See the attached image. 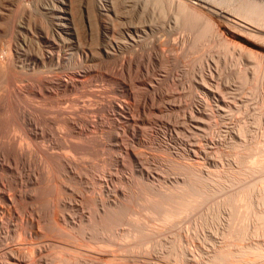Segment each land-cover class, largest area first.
Here are the masks:
<instances>
[{"label":"rangeland","instance_id":"obj_1","mask_svg":"<svg viewBox=\"0 0 264 264\" xmlns=\"http://www.w3.org/2000/svg\"><path fill=\"white\" fill-rule=\"evenodd\" d=\"M64 1L65 2L67 1V3H68V6L66 5V9L64 8V11H65L64 27H66V29H64V28L60 29V26L57 25V21H56L57 19L55 18L56 14L51 13L49 10V6L51 4L56 3L55 0H18V1L17 0H0V3H1L0 4V49L4 47L3 48L4 50L1 49L2 52L5 51V48L7 46L6 43L11 38L12 42L14 41L13 43L16 44V42H17L16 47L18 49L16 48V50L20 53L21 52L32 53V54L38 53L37 55L35 54V56H38V55L41 56V54L43 52L45 53V54L43 53L41 56L42 58L39 59L38 62L35 63V65H33L34 68L33 67H31L32 69L29 68L30 70L28 69L29 66L24 64L25 60L22 59L23 53L21 55L19 54L20 56L16 53V56L18 55L19 58L22 60V62H21V60L18 59V56H17V58H16V56H13L14 61L12 60L10 63V66L13 64L11 66L12 69H15L16 72H18V73H15L16 75L18 74L17 76L15 74H13V75H15L13 77L14 80L16 79V81H17V82L15 81L14 84L16 83V85L17 86L19 85V87H23L24 85L31 84L28 86H31L33 90L35 89L32 92H28V91L24 92L23 93L24 97L22 96V98H21L22 100L19 98L18 101L21 102L20 103L21 106H23V107L25 106L24 107L25 111L28 109L26 112H28V115L30 116L32 121L34 123L36 122L35 125L38 124V122L36 120L39 119L38 121H40V122H39V125H37V126H39V128L43 127L42 130L44 129L43 131L45 134L43 135V138H42V136H38L39 140H37L38 138H34V140L35 139L36 140L33 141V139H32V141H31V140L25 139L22 136L21 132H19V130L17 131V129H15V128H9V129H11L10 132H9V129L7 130L8 133L11 134L10 136L13 137V140L15 139L14 140L15 144L17 143L18 146H21V150H22L23 154L26 151L25 155H23V157L24 156L25 157L20 159V162H18L19 158L15 157V155H11L10 153H8L6 142L2 141L1 138H3V136L1 137V135H0V143H1L0 144V153L2 152V154H3V155L0 154V159H2V161L0 160V162L4 161L5 162L4 164H6V166H7V167H5V165H3L4 166L3 167L0 165V170H1L0 171V180L1 179L3 180V181L1 180V183H3V186L5 184L6 191L12 192V190H14L15 186L17 189L19 188V190H20V186H21V192H24L25 194H27L26 192H29V193L31 192L30 194L28 193V195H30V196L25 195V197H24L22 195L23 200H20L21 197L18 198V196H16L17 198H14V200L12 199L13 202H12V200H11V202L7 201L10 203L9 206H7L9 203L7 204L5 202L6 204L5 203L3 204L4 200H1V198H0V206L2 208H4V209L8 208L9 211H10V209H12L9 212L10 216H9V214H8V216H6L7 219L5 217V215H7V214H5L4 216L0 215V218L3 222L2 223L3 225L1 224L3 227L2 226L0 227V229H1L0 230V251H1L0 252V260H1L0 264H5V263L6 264H29V263L30 264H46V263L47 264H65V262H66V264H103L104 262H105V264H109V263L110 264H138V263L139 264H264V168L261 169V166L264 165V162H261L263 165H257L260 169H258L256 166V163H258L256 161L259 159L261 160L262 155H260L258 153L260 155L258 157L259 159L256 158L257 160H255V162H254L255 157L258 156L257 152H255V153L252 152V156L254 154H256V155H254V157H253L254 159L252 160L251 154L247 153L248 154V156H247L243 152L242 147H241L242 145H241V143H239L240 142L239 139H232V140L228 141L229 137L226 136L224 133V129H225L226 122H227V115L228 116L233 115V113L235 114L236 112H239V111L230 110V113H228L229 112L228 108H227V110L225 108H223V110H222V108L217 107L215 105V103H216L215 100H212L214 98L213 97L211 98V97L207 96L206 94L204 95L202 88L200 87V85H198L201 82V79L203 80V78H204V80H205V77H206V80L204 82L205 84H207L209 82L208 85L210 87L213 86L212 89L214 88L213 90L216 94H217V92L219 93V95H222L224 93L223 96L226 95V97H227L228 93L223 88V84H224V82L226 83L227 80H229L228 75L231 74L232 72H234V70H237V65L239 62L238 56H237L236 52L233 50V48L231 47V45H229V43L224 41L222 38H219V35H217V32L215 30H213V31L210 30V28L214 29L213 25L211 24L212 25V27H211L209 22L207 23V21L205 19H204L205 21L204 20L200 21L202 18L199 20V17L198 16L196 17V15H195L196 18L194 19V17L191 14H190L191 15V17H190V15L188 13H185L184 10H183L184 13H183V11L181 12V10L180 11L177 10V9H182L183 6L182 7L179 6V8L178 7L175 8V5H173V7H172L171 6L172 3L169 2L172 0H163L162 3H158V2H161V0H158V1L156 0L157 3L154 2L155 0L154 1L148 0L149 2L147 0H146V2L144 0H139V1L136 0L138 2H136L135 0H132V1L131 0H120V1L115 0V2H113V0H105V1H109L113 5L114 8L116 7L115 13L117 15L114 16L115 14L112 15L111 13H109L111 15L110 20H107V21L110 22V24L107 22L106 25L108 24V26H106V27L101 26L102 28L99 27L100 24L94 18H91V20L93 19L97 22H93V20H92V22L90 21V23H92V25L94 26V28H91L93 26L88 22L89 18L87 17V14L85 13L86 12L85 8L86 7H88V8L94 7L97 0H90V1L89 0H72V1L70 0L71 3L68 2L69 0H64ZM164 1H168V2L164 3ZM117 2L119 3V5L117 4ZM150 2H151V4H149ZM152 2L156 3L157 5L153 3V6H154L153 7ZM170 3H171V5H169ZM56 4H59V3H56ZM147 4L149 7L146 6ZM160 4H162V6L159 8ZM69 5H70V7L73 6V7H71L72 9L69 8ZM157 6L160 10L162 9L161 12L163 11L162 12L163 14L161 12L157 13V11H160L159 9H157ZM132 7H133V9H131ZM147 8H149L151 10V12ZM163 8H164V10H163ZM173 9H175V13L173 12L174 11ZM144 10H148V11H144ZM152 10L155 11V13L152 12ZM67 11L68 12L70 11V12L68 13ZM127 11H128V13H127ZM176 11L181 12L180 14L183 13L182 14L183 16H185V14H186V16L182 17V18L180 16H178L179 17L178 23L179 24L183 23V24H180L181 26H179L178 23L176 22L177 17H176V19L173 18V13L175 14L174 16H176ZM170 12H172V13H170ZM50 13H51L52 18L50 16ZM77 13H79V14H77ZM142 13H144V14H142ZM151 13H153V14H151ZM127 14L129 15V17ZM157 14L159 15V17ZM164 15L167 17V19ZM188 17L190 19L192 18L191 21H189L190 19H188ZM151 18H152V20H151ZM169 19H170V21H169ZM182 19H183V21L181 22L180 20H182ZM154 20H156V21H154ZM67 21H68V24H67ZM139 21H141V22H139ZM153 21H154V23H152ZM164 21L166 24L162 23ZM150 22L152 23V27L149 26ZM159 22H161L162 25H164V26H161V23H159ZM189 22H191V23H189ZM82 23L85 25V27H84V25H82ZM142 23H143V25H142ZM175 23L177 26L175 25ZM193 23H195V24H193ZM77 24H78V26H77ZM89 24H90V26L88 27ZM153 24H154V26H153ZM186 24H187V26H186ZM137 25H138V27H137ZM95 26H97V27L95 28ZM139 26L141 28H139ZM190 26H191V28H190ZM74 27H77V28H74ZM98 27H99V29H97ZM126 27H128L129 30H128V28L125 29ZM132 27H137L142 31V32H137L139 34V38L137 37V39H139V40L137 43L133 42V45H132V43H130V41L132 42V40H130L129 37L127 36V32L131 33ZM170 27H171V30H170ZM164 28H165V30H164ZM181 28H182V30L183 29H185V30L181 31ZM92 29H94V30H92ZM96 29L99 31L97 32ZM143 29H146V30H143ZM124 30L127 32H125ZM65 31H67L68 33ZM112 31L115 34L112 33ZM18 32H19V34H21V36L18 34ZM186 32L188 34H186ZM96 33H100V34H96ZM124 33L126 36L124 35ZM153 33H154V35H153ZM162 33L165 35H163ZM101 34L102 35L104 34V35L102 36ZM105 34H107V35H105ZM142 34H143L144 38H143ZM14 35H17V36H14ZM158 35L161 38H158L159 37ZM94 36H95V38H94ZM14 37L15 38L18 37L17 39H18L19 43H18L17 39H15ZM29 37H30V39H29ZM183 37H185V38H183ZM79 38H81L82 41ZM151 38L153 39V42H152ZM19 39H21V40H19ZM86 39H87V41H86ZM103 39L106 40V42H104ZM156 39H157V41H156ZM45 40H47L48 42ZM150 40H151V42H150ZM25 41H28V42H25ZM52 41H53V43H51ZM92 42L94 43V45ZM102 42H104V43L102 44ZM110 42L112 43V45ZM127 42H128V44H127ZM147 42H149V44ZM154 42H157V43H154ZM224 42H225V44H224ZM24 43H25V45H24ZM54 43H56V45ZM96 43L98 46L96 45ZM107 43H108V45H107ZM114 43H116V44L114 45ZM47 44H49V45H47ZM104 44L107 45V47ZM150 44H152V45L148 46ZM154 44L156 46H154ZM174 44H175V46H174ZM101 45L104 47H102ZM21 46L24 49L21 48ZM55 46H56L57 50H56V48H54ZM127 46H128V48H127ZM173 46H174V48H173ZM227 46H229L230 48ZM25 47H26V49H25ZM44 47H46V48H44ZM62 47H64V48H62ZM89 47H90V49H89ZM136 47H137V49H136ZM148 47H150L149 48L150 50L148 49ZM152 47L156 53H154L153 49H151ZM185 47L188 49H186ZM65 48H67V49H65ZM86 48H87L86 53L87 52L88 53L83 54L85 52L80 51V49L84 51ZM104 48H106V49H104ZM88 49L90 52L88 51ZM101 49H102V51H101ZM112 49L115 52H113ZM126 49H127V51H126ZM157 49L159 51H161L162 53L163 52L164 53L162 54ZM66 50H67V53L65 52ZM105 50L107 52H105ZM185 50H187V51H185ZM33 51H34V53H33ZM91 51L93 53H91ZM99 51L102 53H100ZM118 51H120L121 53H116ZM124 51H126V52H124ZM56 52H57V54H56ZM228 52H229V54H228ZM47 53L50 54V57L53 60H50L51 58H47V56H48ZM51 53L53 55L56 54L55 56L58 55L60 57V58L58 57L57 62H55L56 59H54L56 57H54V56L52 57ZM103 53H105V54H103ZM124 53H127V55ZM174 53H175V55H174ZM214 53H216V54H214ZM70 54L71 55L74 54V55L71 56L68 60V57L70 56ZM75 54H77L80 58H78L77 55H75ZM112 54H114V59H110V58H113ZM115 54H117V57ZM119 54H120V56H118ZM123 54L126 57H124ZM155 54H157V55H155ZM232 54L233 55L236 54V55L233 56ZM43 55H44V57H43ZM61 55H62V57H61ZM84 55H85V57H84ZM88 55H90V56H88ZM104 55H105V58H104ZM109 55H110V58H107V57H109ZM202 56L203 57L205 56V57L203 58ZM72 57H73V59H72ZM75 57L78 58L79 61L76 60ZM100 57H102L104 59L103 60L98 59ZM115 57L117 59H115ZM118 57L120 59L124 58L123 59L124 61L122 62V59H121V62H119L118 64L117 63L115 64L116 60H117V62H118V60H120V59H118ZM224 57H225V59H224ZM230 57H232V58L230 59ZM44 58H46V59H44ZM85 58L88 60H86ZM90 58L91 59L93 58V59L91 60ZM106 58H107V62H109V64H107V62H105ZM42 59H44V61H42ZM109 59H110V61H109ZM129 60H131L130 64L128 62ZM47 61H49L50 63ZM77 61L80 62L79 64L82 63L84 66H86V65L89 66V64L91 63V66H89V67H91V69L95 71V72L90 71L87 74H84L83 76L85 78H83V76H81L82 77L81 78V80H82L81 85L84 84L83 87L81 85H78V86L74 87V89L71 88L68 91L65 90V92L64 91L60 92V93L58 92L57 93L58 96L56 94L54 96L53 94L43 93V90L40 88V84L37 81H35L37 79V77H40V78L43 77V72H44V75H46V73L52 74L54 70H55V72H58L62 69L65 70L64 67H66V66H67L66 69H69V67L71 66V69L66 70L65 72H64V70L62 71L66 74H69V72H71L72 69H75V68L82 65L81 64V65L77 66L78 65ZM100 61H103V62H100ZM213 61H216L214 63H217V62L218 63L214 64ZM43 62H44V64H43ZM45 62H47V63H45ZM68 62H69V64H68ZM84 62H87V63H84ZM110 62H111V66H110ZM207 62H208V64H207ZM219 62H221V63H219ZM235 62H236V64H235ZM51 63H53V64H51ZM57 63H59L60 65L59 64L57 65ZM74 63L76 65V67L73 65ZM99 63H101V64H99ZM103 63H105V65ZM36 64L39 66H37ZM106 64H107V66L110 67V69H109V67H106ZM121 64L123 65V67L121 66ZM127 64H129V65H127ZM16 65H17V67H16ZM24 65H26V67ZM94 65L96 66L97 71L95 70L96 68ZM118 65H120V67ZM149 65H150V67H149ZM154 65L156 67H154ZM216 65H218V68ZM35 66H37L38 68L37 67L35 68ZM114 66H115V68H113ZM233 66H234V68H233ZM104 67H106V69ZM121 67H122V70H121ZM146 67L147 68L149 67L148 70ZM22 68L24 70L25 69L26 70L24 71ZM101 68H104V69L99 71V69H101ZM57 69H59V70H57ZM15 70H13V71L15 72ZM215 70H217V71H215ZM114 71L116 74L114 73ZM200 71H203V72L201 73ZM110 72L112 74H110ZM206 73H207L208 77H207ZM209 73L211 75H213V77H214L213 79L209 78V76H210ZM97 74H101L102 76H99ZM203 74L205 75V77ZM94 75H97V76H95V78H94ZM103 75H104V77L105 76L106 77L104 78ZM108 75L110 76L109 77L110 79L107 78ZM201 75H203V76H201ZM218 75H220V76H218ZM221 75H222V77H221ZM113 76H114V78H113ZM196 76H197V79H196ZM27 77H29V78H27ZM115 77H117L119 80L116 78L117 79V81H116ZM210 77H212V76H210ZM226 77H227V79H226ZM101 78H102V80H101ZM194 78H195V80H194ZM26 79L27 80L30 79L31 82H29V81L27 82ZM120 79H121V85H120ZM24 80L27 83L24 82ZM118 81H119V85L117 83ZM123 82L125 84H123ZM149 82L151 83V85ZM3 83L4 82L0 79V91H1ZM131 83H132V85H131ZM216 83H218L219 85ZM122 84H123V86H122ZM152 84H154V85H152ZM183 84H185V85H183ZM191 84H192V86H191ZM35 85H36V87H35ZM181 85H182V87H181ZM33 86H34V88H33ZM125 86L128 87V89H129V87L131 88L129 90L130 94L123 92V90H124L123 88ZM150 86L152 87V89ZM37 87H39V88H37ZM166 87H167V89H166ZM195 87H197V88H195ZM78 88H80V89H78ZM191 88H193V89H191ZM218 88H220V89L222 88L221 91ZM153 89H155V90L153 91ZM160 90H162V91H160ZM35 91L39 92V93H36ZM90 91H91V93H90ZM98 91H100V92H98ZM103 91H105L106 94H104L105 92H103ZM225 92L227 94H225ZM25 93H27V94H25ZM28 93L30 95H28ZM42 93H43V95H42ZM88 93L90 95H92V97ZM150 93H154L156 95V96L154 95L155 100L151 101V102L147 101L148 103L147 102L145 103L143 101V97L145 94H147L145 96L147 98H149ZM69 94H71V95H69ZM163 94H164V96H165V94H168V96L166 95L167 96L166 98L164 96H162L163 99L165 98L164 99L165 102L161 98V95H163ZM97 95H98V97L96 98L95 96H97ZM129 95H131V96H129ZM54 97H56V98H54ZM85 97H87V98H85ZM108 97H109V99L110 98L115 99V100L119 99L118 101H121V102L124 101V103H127L129 105V108H130L129 112L131 114L128 111H127V113L129 114L130 117L132 116L131 117L132 122H133V125L135 126L134 127L135 131L133 133L134 136L133 135L131 136L129 134H128L129 135L128 136L126 133L122 132L121 126H120V125H122V124H120L121 119L120 118L117 119V117L114 118L116 116V114L112 113V111H109L108 107L104 106L108 100L107 99ZM156 97H158V98H156ZM98 98H100V99H98ZM159 98H161V99L157 100ZM168 99H170V101H168ZM173 99H174V101H173ZM194 99L196 100V102L198 100L203 102L202 99H206V101H210L209 102L210 105L207 104L208 106L206 105L205 110L211 114H209V116L207 117V122L205 123L204 128H202L200 130L194 129L192 124L188 120V114H189L188 112L190 111L189 109L193 108L194 104L196 105V102ZM97 100H99V101L97 102ZM103 101H106V102H103ZM138 102H139V106H141V107L145 106V107L144 108L137 107ZM160 102H161V104H160ZM213 102H215V103H213ZM22 103H25V104L23 105ZM66 103H67V105H66ZM28 104H30V105L27 106ZM146 104L149 107L150 106L151 107L148 108V106ZM135 105H137V106H135ZM163 105H165V106H163ZM157 106H158V108L161 107L163 109L160 108V110H158ZM31 108L33 111L31 110ZM207 108H209L210 110L209 109L207 110ZM56 109H61L63 111V113L65 112V114L62 113L63 116L65 115V117H67V118L69 117L68 119L71 118L70 120H72L73 116L75 115L74 120H72V122L73 121H74V123L76 122L75 124H77V123L79 125L83 124V119H86V120L89 119L90 120L91 123L88 120L89 128L86 125L87 127L85 126V131H84V129H82V131L85 134V136L83 135L84 140H83V137L78 138L77 137L78 135H76V133L74 136L73 135L74 132L70 131V129L68 131L67 127H69V126L64 123V121L62 119L63 117L61 116V114H57ZM80 109H82V111H80ZM88 109H90L91 112ZM92 109H94V110L92 111ZM134 109L136 110V112ZM76 110L79 112H76ZM176 110H178V111H176ZM38 111H40L41 113ZM137 111H138L139 115H138ZM69 112L71 113L70 114L71 116H69ZM73 112H76V113H73ZM83 112H85L84 114H86L87 116L84 115ZM104 112H107V113L105 114ZM99 113H101V118H100ZM54 114H56V116ZM112 114H114V115H112ZM236 114H239V113H236ZM77 115H79V116H77ZM103 115H105V116H103ZM80 116H82L83 118H81ZM88 116H89V118H88ZM92 116H94V117H92ZM34 118H35V121L33 120ZM60 119L63 121V123ZM91 119H92V121L94 119V122H97V120L98 121L100 120L101 125H98L95 123L92 124ZM102 119H104V120H102ZM107 119H108V122H106ZM113 119H114V121H113ZM46 120H47L48 124L46 123ZM49 120H51V121H49ZM76 120L79 121L80 123L77 122ZM117 120H119V122ZM174 120H175V122H174ZM102 121H105V122H102ZM112 121L113 122L117 121L118 123L115 122L114 126H113ZM181 121H183V122H181ZM104 123H106V125H104ZM116 123L118 125L120 124L119 125L120 128H118V125ZM182 124H184V125H182ZM92 126H94V127H92ZM99 126L100 127L102 126L103 128L101 127L102 129H99L100 128ZM104 126H106V127L108 126V127L104 128ZM174 126H175V129L173 128ZM96 127L98 130L96 129ZM114 127H116V128H114ZM86 128L88 129V131H86L87 130ZM117 128L119 129V131L117 130ZM45 129H46V131H45ZM95 129H96V131H95ZM99 130H101L102 134L99 133L100 132ZM199 131H200V134H199ZM55 132L59 136H57V134H55ZM67 132L71 136H67L68 135ZM71 132H73V133H71ZM109 132H111V133H114V132L117 133L118 132L117 135L118 136L120 135V137H118L117 139L120 141L122 140L123 143L118 141L117 139L115 142L113 139H112L113 141L111 139H109L110 137L107 135V133H109ZM170 132H172V133H170ZM15 133H16V135H15ZM120 133H122V134H120ZM19 134H20V136H19ZM63 134L66 136H64ZM46 135L49 137L46 138L47 137ZM62 135L65 138H63ZM21 136H22V138H21ZM103 136H104V139H102ZM87 137H88V139H87ZM93 137H94V139H93ZM132 137L134 139H132ZM49 138H51L52 141H50ZM59 138L61 141L57 140ZM129 138H131V139H129ZM42 139H43V141H42ZM45 139L47 141L49 140V142H52L50 144H53V145H50ZM40 140L42 141V143L40 142ZM54 140L56 142H53ZM112 143H113V145H112ZM116 143L118 144V146ZM59 144H61L62 146L60 145V147H59ZM124 144L128 147H130L129 145H131L132 150L134 149V151L137 152V155H139V157L142 153L143 154L141 155L140 158L136 155L137 156L136 159H132L131 157H128L129 155H127L125 152L122 153L124 151V150H122L123 149L122 146H124ZM4 146H6V147H4ZM49 146L51 147V151H47V150H50ZM45 148H46L47 152L45 151ZM29 149H31V150H29ZM119 149H121V150H119ZM144 149H146V150H144ZM193 149H195L197 151L195 152ZM4 151H6V152H4ZM64 151H65V154L67 156H65ZM51 152H52V154H51ZM242 153H244L245 155ZM7 154H9V156H7ZM58 154L61 156L59 157ZM249 155L251 158V159H249V161L251 160L250 163H249L248 159H246L247 157L249 158ZM2 156L5 158V160H3ZM51 156L54 159L56 156L58 161L57 160H53V161H57L56 162L57 165L55 162H52L53 164H51V159H50ZM62 156L64 159H65V157H67L66 159H69V161L66 160V162H67L66 163L65 160H63ZM243 156L244 157L247 156V157L243 158ZM13 157H14V159H13ZM26 157H27V159L28 158L30 159V160L28 159V162H30V163H28V165H27V159H25ZM116 157H117V159H115ZM7 158H9V160L12 163H10L9 160H8L9 162H6ZM142 158H144V159H142ZM262 158L264 160V156H262ZM23 159L25 162L23 161ZM153 159H154V161H153ZM243 159H245V164H244ZM62 160L64 161V163ZM260 160H259V163H260ZM13 161H15L16 164H13ZM72 162H73V164H71ZM139 162L140 163L142 162L141 164H143V165H141ZM7 163H8V165H7ZM19 163H21V166ZM54 163H55V165H54ZM59 163H61L62 166L60 165V167H56V166H59ZM65 163L67 164V166L64 165ZM68 163L71 166H69ZM17 164H19V165L17 166ZM48 164L51 165V168H50V165H48ZM252 164H253V166H252ZM72 165H75L76 167L72 166ZM248 165H249V167H248ZM16 167H18V168H16ZM72 167L75 169H73ZM245 167H248V168H245ZM252 167H253V169H251ZM8 168H9V171H8ZM24 168H25V170H24ZM58 168H62V169H58ZM67 168H69V169H67ZM70 168H72L73 170H71ZM147 168L150 170H148ZM196 168H198L199 170ZM31 169H32V171H31ZM140 169L144 170L145 172L140 171ZM248 169L250 170V172ZM26 170L29 172H27ZM159 170H161V171H159ZM19 171H20V173H19ZM68 171H70V172H68ZM74 171H76V172H74ZM155 171H157V172H155ZM259 171H261V172L259 173ZM65 172H68L69 175H68V173L66 174ZM71 172L73 173V176H71L72 175ZM247 172H249V174ZM26 173L29 175H27ZM139 173H142V174L139 175ZM8 174H11V175H8ZM17 174H21V176H23V175L24 176L21 177ZM77 174L80 175L81 177H79ZM86 174H88V175H86ZM258 174L260 176H258ZM14 175H16V176H14ZM74 175L77 178H74ZM8 176L11 177V179L10 178L8 179ZM34 176L36 177V179L37 178L38 179L36 180ZM86 176L87 177L89 176L88 179ZM245 176H246V178H245ZM18 177L19 178L21 177V179H19ZM5 178H7V180ZM24 178H25V180H23ZM30 178L32 179L33 182L31 181ZM104 178H105V180H104ZM109 178H111V179H109ZM254 178H255V180H254ZM258 178L259 179L261 178V179L259 180ZM4 179H5V181H4ZM12 179H14V180H12ZM8 180L10 182H8ZM17 180H19L17 182L18 186L16 183ZM34 180L38 181V184ZM91 180H92V182H91ZM10 183H12V184H10ZM19 183L21 185H19ZM31 184H37V185L34 186ZM8 185H9V187L11 186L12 189L10 188L8 190L7 189ZM71 185L73 187H71ZM24 186H26V188ZM156 196H157V198H156ZM26 197H28V198H26ZM15 200L17 202L16 205H15ZM58 201L59 202L61 201L60 204ZM64 201H66L67 203ZM68 203L71 204V206ZM101 203H102V205H101ZM12 204L14 205V207H12L13 206ZM63 204H64V206H63ZM74 205H75V207H74ZM66 206H68V207H66ZM40 208H41V210H40ZM102 208H103V210H102ZM135 208H138V209H135ZM128 209H129V211H127ZM13 210H14V212H13ZM138 210H139V212H138ZM36 211L39 214H37ZM68 211H69V213H68ZM82 211H84V212H82ZM114 213H115V215H114ZM134 213H135V215H134ZM98 215H100V216H98ZM134 216H136V217H134ZM62 217H63V219H62ZM112 217H113V219H112ZM98 218H99V220H98ZM25 219H28V221H25ZM129 219H131V220H129ZM30 220L33 221L32 222L33 225H31ZM7 221H8V224H6ZM55 221L57 222V224ZM140 221H141V223H139ZM142 222L145 223V225H143ZM13 224H14V226H13ZM4 225L7 227H4ZM93 226H95V227H93ZM140 226H141V228H140ZM87 228H88V231H87ZM142 229H143V231H142ZM34 230H36V231H34ZM140 231L142 232V234ZM152 231H154V233H152ZM132 233H134V234H132ZM124 235H125V237H124ZM139 235L141 236V239L138 238V237H140ZM128 236H130V237H128ZM18 237H20L19 240H18ZM91 238H93V239H91ZM28 239H29V241H28ZM124 240H126V241H124ZM135 240H139V241L142 240V241L137 242ZM19 242H20V244H19ZM12 243H14V244H12ZM70 243H71V245H70ZM75 244H76V247H75ZM137 244L139 245V247ZM33 245H34V247H33ZM122 246H123V248H121ZM130 246L132 248H130ZM100 248H101V250H100ZM190 248L192 249V251H188V250H190ZM57 249H58V252H57ZM63 249H65V250H63ZM66 250H68L69 252ZM74 250H75V252H74ZM76 250L78 252H76ZM102 250L105 251V252L103 251V254L98 252V251L102 252ZM123 250H124V252H123ZM26 251L28 252L27 254H26ZM114 251H115V253H114ZM73 252L76 254H74ZM82 252H83V254H81ZM121 252H123V253H121ZM189 252H190V254H189ZM191 252H193L192 254L194 257L192 256ZM57 253H59V255ZM31 254L34 256H32ZM79 255L80 256L82 255V256L79 257ZM3 256H5V258ZM26 256L28 259L26 258ZM97 256H99V257H97ZM41 257H42V259H41ZM83 257H85V258H83ZM45 258H46V260H45ZM110 258H112V260ZM137 258H138V260H137ZM23 259H24V261H23ZM90 259H92V260H90ZM124 259H126V260L128 259L127 260L128 262ZM114 260H115V262H114ZM87 261H89V262H87ZM96 262H99V263H96Z\"/></svg>","mask_w":264,"mask_h":264},{"label":"bare ground","instance_id":"obj_2","mask_svg":"<svg viewBox=\"0 0 264 264\" xmlns=\"http://www.w3.org/2000/svg\"><path fill=\"white\" fill-rule=\"evenodd\" d=\"M18 1V0H17ZM72 1V0H71ZM71 1L69 0L68 2H70L71 3ZM90 1V0H89ZM120 1V0H119ZM132 1V0H131ZM136 1V0H135ZM139 1V0H138ZM138 1H136V2H138ZM145 2H146V0H144ZM143 1V2H144ZM148 1V0H147ZM154 1V0H153ZM158 1V0H157ZM162 1L163 0H161V2H158V3H162ZM55 2L56 3H59V4H51L50 6H49V10H50V12L51 13H55L56 15H55V18L57 19L56 21H57V25L58 26H60V29H66V27H64V21H65V16H64V14H65V11H64V8L66 9V5L68 6V3H67V1L65 2L64 0H55ZM82 2V1H81ZM113 2H115V0H113ZM149 2V1H148ZM154 2H156V0L154 1ZM154 2H152V6H153V3ZM165 2H168V1H164V3ZM169 2H171L172 3V5H171V3L169 4V5H171L172 7H173V5H175V8H179V6H183V8L182 9H177V10H181V12L184 10L185 11V13H188L189 15L191 14L193 17H194V19L198 16L199 17V20L200 21H202V20H206L207 21V23L209 22V24L211 25H213V28L214 29H211L210 27V30H215L216 32H217V35H219V38H222L224 41H226L227 43H229V45H231V47L233 48V50L236 52V54H237V56H238V59H239V62H238V65H237V70H234V72H232L231 74H229L227 77H228V79L229 80H227V82L225 83L224 82V84H223V88L226 90V92L228 93V95H227V97H226V95H224L223 96V94L222 95H219V93L217 92V94L214 92V88L212 89V87H210L208 84H209V82L207 83V84H205L204 82H205V80H206V77H205V73L203 74L204 75V77H205V80H204V78H203V80L201 79V82L198 84V85H200V87L202 88V90H203V92H204V95L206 94L207 96H209V97H213L214 99H212V100H215V102H213V103H215V105L217 106V107H219V108H222V110H223V108H225L226 110H227V108L229 109V112L228 113H230V110H232V111H234V110H237V111H239V112H236V113H239V114H234L233 113V115H227V122H226V126H225V129H224V133H225V135L226 136H228L229 137V139H228V141L229 140H232V139H239L240 140V142L239 143H241V147H242V150H243V152L248 156V154L247 153H249V154H251V156H252V152H257V154L259 153L260 155H262V156H264V0H172V1H169ZM30 3V2H29ZM67 3V4H66ZM69 3V4H70ZM157 3V2H156ZM156 3H154V4H156ZM1 4V3H0ZM34 4V3H33ZM75 4V3H74ZM82 4V3H81ZM117 4L119 5V3L117 2ZM129 4V3H128ZM149 4H151V2L149 3ZM168 4V3H167ZM27 5V4H26ZM71 5V4H70ZM70 5H69V8L70 9H72L71 7H73V6H71L70 7ZM157 5V4H156ZM82 6V5H81ZM93 6V5H92ZM122 6V5H121ZM136 6V5H135ZM146 6H148V4L146 5ZM151 6V5H150ZM162 6V4H160L159 5V8ZM27 7V6H26ZM32 7V6H31ZM38 7V6H37ZM75 7V6H74ZM145 7V6H144ZM149 7V6H148ZM154 7V6H153ZM77 8V7H76ZM143 8V7H142ZM141 8V9H142ZM146 8V7H145ZM152 8V7H151ZM158 8V6H157V9H159ZM34 9V8H33ZM38 9V8H37ZM48 9V8H47ZM69 9V10H70ZM119 9V8H118ZM131 9H133V7L131 8ZM147 9H149V8H147ZM156 9V10H157ZM74 10V9H73ZM81 10V9H80ZM143 10V9H142ZM154 10V9H153ZM152 10V12H154L155 13V11H153ZM160 10V9H159ZM162 10V9H161ZM161 10L160 11H157V13L158 12H161ZM163 10H164V8H163ZM170 10V9H169ZM174 11V13H175V9H173ZM71 11V10H70ZM69 11V12H70ZM85 13L87 14V17L89 18V20H88V22L90 23V21L92 22V20H91V18H94V19H96L97 21H98V23L100 24H98L99 25V27H101V26H103V27H106V26H108V24L106 25V23L108 22L107 20H110V14L109 13H111L112 15H114V16H116L117 14L115 13V11H116V7L114 8L113 7V5L109 2V1H105V0H97L96 1V4H95V6L94 7H86L85 8ZM134 11V10H133ZM144 11H148V10H144ZM149 11L151 12V10L149 9ZM184 11H183V13H184ZM35 12V11H34ZM68 12V11H67ZM68 12V13H69ZM163 12V11H162ZM161 12V13H162ZM165 12V11H164ZM181 12H178V11H176V16H174L175 14L173 13V18L174 19H176V17H177V23H178V16H180L181 18L182 17H185L186 16V14H185V16H183L182 14H180ZM51 13H50V16H51ZM118 13V12H117ZM124 13V12H123ZM127 13H128V11H127ZM146 13V12H145ZM170 13H172V12H170ZM67 14V13H66ZM77 14H79V13H77ZM142 14H144V13H142ZM151 14H153V13H151ZM163 14V13H162ZM161 14V15H162ZM187 14V15H188ZM53 15V14H52ZM81 15V14H80ZM79 15V16H80ZM121 15V14H120ZM128 15V14H127ZM148 15V14H147ZM158 15V14H157ZM160 15V16H161ZM182 15V16H181ZM191 15H190V17H191ZM195 15H196V17H195ZM30 16V15H29ZM78 16V15H77ZM125 16V15H124ZM142 16V15H141ZM144 16V15H143ZM155 16V15H154ZM165 16V15H164ZM54 17V16H53ZM128 17H129V15H128ZM158 17H159V15H158ZM163 17V16H162ZM166 17V16H165ZM169 17V16H168ZM27 18V17H26ZM49 18V17H48ZM51 18H52V16H51ZM87 18V19H88ZM121 18V17H120ZM125 18V17H124ZM135 18V17H134ZM149 18V17H148ZM153 18V17H152ZM152 18H151V20H152ZM161 18V17H160ZM172 18V17H171ZM54 19V18H53ZM85 19V18H84ZM132 19V18H131ZM139 19V18H138ZM146 19V18H145ZM154 19V18H153ZM157 19V18H156ZM165 19V18H164ZM163 19V20H164ZM166 19H167V17H166ZM165 19V20H166ZM185 19V18H184ZM188 19H190L189 17H188ZM192 19V18H191ZM191 19L189 20V21H191ZM130 20V19H129ZM147 20V19H146ZM159 20V19H158ZM162 20V21H163ZM204 20V21H205ZM43 21V20H42ZM50 21V20H49ZM78 21V20H77ZM87 21V20H86ZM97 21H95V20H93V22H97ZM113 21V20H112ZM142 21V20H141ZM141 21H139V22H141ZM154 21H156V20H154ZM154 21L152 22V23H154ZM169 21H170V19H169ZM175 21V20H174ZM181 22L183 21V19L182 20H180ZM196 21V20H195ZM30 22V21H29ZM55 22V21H54ZM128 22V21H127ZM135 22V21H134ZM148 22V21H147ZM167 22V21H166ZM185 22V21H184ZM198 22V21H197ZM36 23V22H35ZM85 23V22H84ZM109 24H110V22H108ZM132 23V22H131ZM152 23L150 22V24H149V26H151L152 27ZM157 23V22H156ZM155 23V24H156ZM159 23H161V22H159ZM163 24L165 23V21L164 22H162ZM162 23H161V26H164V25H162ZM187 23V22H186ZM189 23H191V22H189ZM67 24H68V21H67ZM66 24V25H67ZM70 24V23H69ZM86 24V23H85ZM91 25H92V23H90ZM90 24L88 25V27L90 26ZM138 24V23H137ZM166 24V23H165ZM180 24H183V23H180ZM179 23H178V25L179 26H181ZM193 24H195V23H193ZM203 24V23H202ZM19 25V24H18ZM49 25V24H48ZM56 25V26H57ZM82 25H84L83 23H82ZM96 25V24H95ZM97 25V26H98ZM142 25H143V23H142ZM141 25V26H142ZM146 25V24H145ZM175 25H176V23H175ZM190 25V24H189ZM205 25V24H204ZM203 25V26H204ZM212 25H211V27H212ZM20 26V25H19ZM31 26V25H30ZM29 26V27H30ZM68 26V25H67ZM77 26H78V24H77ZM93 26V25H92ZM97 26H95V28L97 27ZM122 26V25H121ZM153 26H154V24H153ZM177 26V25H176ZM175 26V27H176ZM178 26V27H179ZM186 26H187V24H186ZM71 27V26H70ZM84 27H85V25H84ZM99 27L97 28V29H99ZM114 27V26H113ZM112 27V28H113ZM137 27H138V25H137ZM137 27H132V30H131V33L130 32H127V31H125V32H127V36L129 37V39L130 40H132V42L130 41V43H132V45H133V42L134 43H137L138 42V40L139 39H137V37L139 38V34L137 33V32H142L139 28H141L140 26H139V28H137ZM195 27V26H194ZM193 27V28H194ZM48 28V27H47ZM46 28V29H47ZM58 28V27H57ZM74 28H77V27H74ZM91 28H94V26L93 27H91ZM102 28V27H101ZM108 28V27H107ZM128 27H126L125 29H127ZM180 28V27H179ZM188 28V27H187ZM186 28V29H187ZM190 28H191V26H190ZM23 29V28H22ZM68 29V28H67ZM71 29V28H70ZM86 29V28H85ZM96 29V30H97ZM106 29V28H105ZM124 29V28H123ZM131 29V28H130ZM150 29V28H149ZM206 29V28H205ZM76 30V29H75ZM92 30H94V29H92ZM107 30V29H106ZM128 30H129V28H128ZM143 30H146V29H143ZM163 30V29H162ZM164 30H165V28H164ZM170 30H171V27H170ZM169 30V31H170ZM183 30H185V29H183ZM182 30V28H181V31H183ZM193 30V29H192ZM21 31V30H20ZM19 31V32H20ZM48 31V30H47ZM46 31V32H47ZM79 31V30H78ZM84 31V30H83ZM99 30H97V32H98ZM117 31V30H116ZM155 31V30H154ZM158 31V30H157ZM161 31V30H160ZM179 31V30H178ZM188 31V30H187ZM19 32H18V34H19ZM25 32V31H24ZM65 32H67V31H65ZM95 32V31H94ZM102 32V31H101ZM100 32V33H101ZM122 32V31H121ZM171 32V31H170ZM185 32V31H184ZM211 32V31H210ZM23 33V32H22ZM37 33V32H36ZM68 33V32H67ZM76 33V32H75ZM91 33V32H90ZM93 33V32H92ZM100 33H96V34H100ZM103 33V32H102ZM112 33H114L113 31H112ZM123 33V32H122ZM121 33V34H122ZM160 33V32H159ZM215 33V32H214ZM17 34V33H16ZM115 34V33H114ZM147 34V33H146ZM156 34V33H155ZM163 34V33H162ZM173 34V33H172ZM179 34V33H178ZM177 34V35H178ZM186 34H188L187 32H186ZM213 34V33H212ZM13 35V34H12ZM20 36H21V34H19ZM18 35V36H19ZM86 35V34H85ZM102 35V34H101ZM104 35V34H103ZM102 35V36H103ZM105 35H107V34H105ZM124 35H125V33H124ZM153 35H154V33H153ZM163 35H165V34H163ZM162 35V36H163ZM174 35V34H173ZM181 35V34H180ZM216 35V36H217ZM14 36H17V35H14ZM24 36V35H23ZM54 36V35H53ZM93 36V35H92ZM99 36V35H98ZM101 36V37H102ZM126 36V35H125ZM142 36H143V34H142ZM159 36V35H158ZM185 36V35H184ZM215 36V35H214ZM79 37V36H78ZM153 37V36H152ZM167 37V36H166ZM173 37V36H172ZM175 37V36H174ZM178 37V36H177ZM8 38V37H7ZM15 38V37H14ZM18 37H16L15 39H17ZM23 38V37H22ZM25 38V37H24ZM91 38V37H90ZM94 38H95V36H94ZM100 38V37H99ZM107 38V37H106ZM143 38H144V36H143ZM157 38V37H156ZM158 38H161L160 36L158 37ZM183 38H185V37H183ZM13 39V38H12ZM26 39V38H25ZM29 39H30V37H29ZM79 39H81V38H79ZM78 39V40H79ZM92 39V38H91ZM101 39V38H100ZM152 39V38H151ZM179 39V38H178ZM187 39V38H186ZM194 39V38H193ZM10 40H11V38H10ZM10 40H8V42L6 43L7 44V46H6V48H5V51L4 52H2V50L1 49H3V48H1L0 49V79L4 82L3 83V85H2V88H1V91H0V135H1V137L3 136V138H1L2 139V141H4V142H6V146H7V149H8V153H10L11 155H15V157H17V158H19V160H18V162H20V159H22V158H24L23 157V155H25V152H24V154H23V152H22V150H21V146H18L17 145V143L15 144V142H14V140H13V137H11L10 135V133H8V129L9 128H15V129H17V131L19 130V132H21V134H22V136L25 138V139H27V140H31L32 141V139H33V141H35L34 140V138H38V136H42V138H43V135L45 134L44 133V129L42 130V128H39V126H37V125H39V122L40 121H38V120H36L37 122H38V124L37 125H35V123L32 121V119L30 118V116L28 115V112H26L25 110H24V107L23 106H21L20 105V103L21 102H19L18 100H19V98L21 99L22 98V96H23V93L24 92H26V91H28V92H32V91H34L33 89H32V87L31 86H28V85H31V84H28V85H24L23 87H19V85L17 86L16 85V83L14 84V82L16 81V79L14 80V76L16 75L15 73H18V72H16V70L15 69H12V65L10 66V63H11V61L14 59L13 58V56H16V53L19 55H21L22 53H23V60H25L24 61V64H26V65H28L29 67H28V69L30 68V69H32L31 67H33L34 68V66L33 65H35V63H37L38 62V60L39 59H41L42 57V54L44 53H42L41 54V56H35V54H32V53H24V52H18L17 50H16V44H17V42H16V44L15 43H13L12 42V40L10 41ZM19 40H21V39H19ZM95 40V39H94ZM104 40V39H103ZM108 40V39H107ZM147 40V39H146ZM175 40V39H174ZM185 40V39H184ZM188 40V39H187ZM17 41H18V39H17ZM45 41H47V40H45ZM81 41H82V39H81ZM86 41H87V39H86ZM102 41V40H101ZM110 41V40H109ZM127 41V40H126ZM156 41H157V39H156ZM172 41V40H171ZM178 41V40H177ZM24 42V41H23ZM22 42V43H23ZM25 42H28V41H25ZM48 42V41H47ZM104 42H106V40H104ZM104 42H102V44L104 43ZM118 42V41H117ZM116 42V43H117ZM150 42H151V40H150ZM152 42H153V39H152ZM159 42V41H158ZM167 42V41H166ZM216 42V41H215ZM18 43H19V41H18ZM38 43V42H37ZM50 43V42H49ZM51 43H53V41L51 42ZM93 43V42H92ZM111 43V42H110ZM116 43H114V45L116 44ZM123 43V42H122ZM129 43V44H130ZM148 44H149V42H147ZM154 43H157V42H154ZM15 44V45H14ZM55 45H56V43H54ZM82 44V43H81ZM85 44V43H84ZM120 44V43H119ZM125 44V43H124ZM123 44V45H124ZM127 44H128V42H127ZM153 44V43H152ZM152 44H150V45H148V46H151ZM224 44H225V42H224ZM3 45V44H2ZM22 45V44H21ZM24 45H25V43H24ZM23 45V46H24ZM28 45V44H27ZM47 45H49V44H47ZM52 45V44H51ZM50 45V46H51ZM67 45V44H66ZM65 45V46H66ZM93 45H94V43H93ZM96 45H97V43H96ZM105 45V44H104ZM107 45H108V43H107ZM107 45H105L106 47H107ZM110 45V44H109ZM111 45H112V43H111ZM121 45V44H120ZM158 45V44H157ZM160 45V44H159ZM166 45V44H165ZM46 46V45H45ZM54 46V45H53ZM58 46V45H57ZM89 46V45H88ZM91 46V45H90ZM98 46V45H97ZM96 46V47H97ZM102 46V45H101ZM125 46V45H124ZM129 46V45H128ZM128 46H127V48H128ZM154 46H156L155 44H154ZM153 46V47H154ZM174 46H175V44H174ZM174 46H173V48H174ZM178 46V45H177ZM190 46V45H189ZM39 47V46H38ZM48 47V46H47ZM67 47V46H66ZM93 47V46H92ZM95 47V46H94ZM102 47H104V46H102ZM101 47V48H102ZM118 47V46H117ZM122 47V46H121ZM153 47L151 48V49H153ZM163 47V46H162ZM192 47V46H191ZM190 47V48H191ZM214 47V46H213ZM227 47H229V46H227ZM21 48H23L22 46H21ZM20 48V49H21ZM44 48H46V47H44ZM50 48V47H49ZM52 48V47H51ZM54 48H56V46L54 47ZM62 48H64V47H62ZM61 48V49H62ZM68 48V47H67ZM67 48H65V49H67ZM123 48V47H122ZM126 48V47H125ZM124 48V49H125ZM150 47H148V49H149ZM186 48V47H185ZM230 48V47H229ZM18 49V48H17ZM19 49V50H20ZM24 49V48H23ZM25 49H26V47H25ZM40 49V48H39ZM60 49V48H59ZM89 49H90V47H89ZM89 49H88V51H89ZM104 49H106V48H104ZM109 49V48H108ZM114 49V48H113ZM112 49V50H113ZM119 49V48H118ZM136 49H137V47H136ZM171 49V48H170ZM186 49H188V48H186ZM214 49V48H213ZM4 50V49H3ZM22 50V49H21ZM32 50V49H31ZM56 50H57V48H56ZM64 50V49H63ZM86 50H87V48L83 51V50H81L80 49V51H82V52H85V53H83V54H87L86 53ZM115 50V49H114ZM113 50V52H115ZM123 50V49H122ZM150 50V49H149ZM158 50V49H157ZM176 50V49H175ZM174 50V51H175ZM223 50V49H222ZM229 50V49H228ZM29 51V50H28ZM47 51V50H46ZM45 51V52H46ZM49 51V50H48ZM101 51H102V49H101ZM104 51V50H103ZM117 51V50H116ZM126 51H127V49H126ZM126 51H124V52H126ZM153 51H154V49H153ZM159 51V50H158ZM163 51V50H162ZM173 51V52H174ZM177 51V50H176ZM185 51H187V50H185ZM209 51V50H208ZM224 51V50H223ZM42 52V51H41ZM52 52V51H51ZM66 53H67V50L65 51ZM90 52V51H89ZM100 52V51H99ZM105 52H107L106 50H105ZM111 52V51H110ZM132 52V51H131ZM159 52H161V51H159ZM230 52V51H229ZM229 52H228V54H229ZM33 53H34V51H33ZM63 53V52H62ZM65 53V54H66ZM91 53H93L92 51H91ZM90 53V54H91ZM100 53H102V52H100ZM116 53H121L120 51H118V52H116ZM152 53V52H151ZM154 53H156L155 51H154ZM158 53V52H157ZM162 53V52H161ZM160 53V54H161ZM164 53V52H163ZM162 53V54H163ZM184 53V52H183ZM38 54V53H37ZM36 54V55H37ZM40 54V53H39ZM45 54V53H44ZM48 54V53H47ZM56 54H57V52H56ZM55 54V55H56ZM81 54V53H80ZM103 54H105V53H103ZM107 54V53H106ZM124 54H126L127 55V53H124ZM123 54V55H124ZM208 54V53H207ZM214 54H216V53H214ZM235 54V55H236ZM17 55V56H18ZM19 55V56H20ZM55 55H53L52 53H51V56L53 57H56V58H54V59H56L55 60V62H57L58 60V55L57 56H55ZM60 55V54H59ZM64 55V54H63ZM74 55V54H73ZM73 55H71L70 54V56L68 57V60H69V58L71 57V56H73ZM75 55H77V54H75ZM93 55V54H92ZM91 55V56H92ZM99 55V54H98ZM97 55V56H98ZM113 55V58H110V55H109V57H107V58H110V59H114V54H112ZM111 55V56H112ZM116 55V57H117V54H115ZM155 55H157V54H155ZM174 55H175V53H174ZM186 55V54H185ZM195 55V54H194ZM211 55V54H210ZM231 55V54H230ZM233 55V54H232ZM235 55H233V56H235ZM17 56H16V58H17ZM19 56H18V59L19 60H21L20 58H19ZM67 56V55H66ZM88 56H90V55H88ZM118 56H120V54L118 55ZM153 56V55H152ZM151 56V57H152ZM165 56V55H164ZM184 56V55H183ZM208 56V55H207ZM220 56V55H219ZM43 57H44V55H43ZM61 57H62V55H61ZM77 57L78 58H80L78 55H77ZM83 57V56H82ZM81 57V58H82ZM84 57H85V55H84ZM93 57V56H92ZM95 57V56H94ZM99 57V56H98ZM115 57V59H117ZM123 57V56H122ZM124 57H126L125 55H124ZM166 57V56H165ZM185 57V56H184ZM203 57V56H202ZM205 57V56H204ZM203 57V58H204ZM227 57V56H226ZM47 58H51L50 57V54H48V56H47ZM60 58V57H59ZM76 58V57H75ZM74 58V59H75ZM78 58H76V60H78L79 61V59ZM87 58V57H86ZM85 58V59H86ZM102 57H100V58H98V59H100V60H103L104 58H105V55H104V58H102ZM107 58H106V60H105V62H107ZM132 58V57H131ZM215 58V57H214ZM213 58V59H214ZM229 58V57H228ZM232 57H230V59H231ZM44 59H46V58H44ZM44 59H42V61H44ZM62 59V58H61ZM60 59V60H61ZM72 59H73V57H72ZM84 59V60H85ZM91 59V58H90ZM93 59V58H92ZM91 59V60H92ZM96 59V58H95ZM97 59V60H98ZM110 59H109V61H110ZM118 59H120L119 57H118ZM122 59V62L124 61L123 59L124 58H121ZM121 59L120 60H118V62H117V60H116V62H115V64L117 63H119V62H121ZM206 59V58H205ZM224 59H225V57H224ZM237 59V58H236ZM18 60V61H19ZM50 60H53L52 58L50 59ZM63 60V59H62ZM61 60V61H62ZM75 60V61H76ZM86 60H88V59H86ZM85 60V61H86ZM167 60V59H166ZM187 60V59H186ZM203 60V59H202ZM212 60V59H211ZM215 60V59H214ZM228 60V59H227ZM14 61V60H13ZM67 61V60H66ZM77 61V62H78ZM95 61V60H94ZM93 61V62H94ZM114 61V60H113ZM112 61V62H113ZM150 61V60H149ZM181 61V60H180ZM225 61V60H224ZM17 62V61H16ZM21 62H22V60H21ZM47 62H49V61H47ZM47 62H45V63H47ZM54 62V61H53ZM74 62V61H73ZM100 62H103V61H100ZM129 62V64H130V62H131V60H129L128 61ZM175 62V61H174ZM184 62V61H183ZM214 62H216V61H213V63ZM229 62V61H228ZM232 62V61H231ZM42 63V62H41ZM50 63V62H49ZM60 63V62H59ZM59 63H57V65L59 64ZM63 63V62H62ZM80 62H78V65L77 66H79V65H81V64H79ZM84 63H87V62H84ZM90 63V62H89ZM114 63V62H113ZM152 63V62H151ZM199 63V62H198ZM204 63V62H203ZM218 63V62H217ZM217 63H214V64H217ZM219 63H221V62H219ZM17 64V63H16ZM21 64V63H20ZM43 64H44V62H43ZM51 64H53V63H51ZM61 64V63H60ZM59 64V65H60ZM68 64H69V62H68ZM72 64V63H71ZM99 64H101V63H99ZM104 65H105V63H103ZM107 64H109V62H107ZM107 64H106V67H109V66H107ZM123 64V63H122ZM121 64V66L123 67V65ZM129 64H127V65H129ZM207 64H208V62H207ZM235 64H236V62H235ZM26 65H24L25 67H26ZM37 65V64H36ZM41 65V64H40ZM75 67H76V65H75V63L73 64ZM72 65V66H73ZM86 65V64H85ZM152 65V64H151ZM15 66V65H14ZM21 66V65H20ZM37 66H39V65H37ZM37 66H35V68L37 67ZM89 66H91V63L89 64ZM88 65H86V66H84L83 64L81 65V66H79V67H77V68H75V69H72L71 70V72H69V74H66V73H64L66 70H69V69H71V66L69 67V69H66L67 68V66L66 67H64L65 68V70L64 69H62V70H60V71H58V72H55V70L53 71V73L52 74H47L46 72V75H44V72H43V77H37V79L35 80V81H37L39 84H40V88L43 90V93H47V94H53L54 96H55V94L58 96V92L60 93V92H65V90H69V89H74V87H76V86H78V85H81V76H83L84 74H87L88 72H90V71H94V70H92L91 69V67H89ZM95 66V65H94ZM110 66H111V62H110ZM119 67H120V65H118ZM117 66V67H118ZM205 66V65H204ZM217 66V68H218V65H216ZM221 66V65H220ZM226 66V65H225ZM224 66V67H225ZM235 66V65H234ZM234 66H233V68H234ZM16 67H17V65H16ZM15 67V68H16ZM22 67V66H21ZM56 67V66H55ZM101 67V66H100ZM99 67V68H100ZM106 67H104L105 69H106ZM122 67H121V70H122ZM149 67H150V65H149ZM148 67V68H149ZM154 67H156L155 65H154ZM200 67V66H199ZM209 67V66H208ZM228 67V66H227ZM236 67V66H235ZM38 68V67H37ZM73 68V67H72ZM95 68H96V66H95ZM104 68H101V69H99V71H101L102 69H104ZM113 68H115V66L113 67ZM147 68V67H146ZM148 68H147V70H148ZM153 68V67H152ZM164 68V67H163ZM216 68V69H217ZM223 68V67H222ZM231 68V67H230ZM19 69V68H18ZM23 69V68H22ZM21 69V70H22ZM29 69V70H30ZM109 69H110V67H109ZM131 69V68H130ZM226 69V68H225ZM13 70H15V72L13 71ZM20 70V71H21ZM24 70V69H23ZM26 70V69H25ZM24 70V71H25ZM57 70H59V69H57ZM64 70V72H62ZM96 71H97V68L95 69ZM151 70V69H150ZM164 70V69H163ZM182 70V69H181ZM209 70V69H208ZM227 70V69H226ZM231 70V69H230ZM52 71V70H51ZM50 71V72H51ZM98 71V72H99ZM112 71V70H111ZM210 71V70H209ZM215 71H217V70H215ZM221 71V70H220ZM228 71V70H227ZM226 71V72H227ZM41 72V71H40ZM68 72V71H67ZM95 72V71H94ZM109 72V71H108ZM118 72V71H117ZM123 72V71H122ZM149 72V71H148ZM197 72V71H196ZM201 73L203 72V71H200ZM206 72V71H205ZM212 72V71H211ZM97 73V72H96ZM103 73V72H102ZM114 73H115V71H114ZM198 73V72H197ZM214 73V72H213ZM222 73V72H221ZM220 73V74H221ZM13 74H15V75H13ZM41 74V73H40ZM92 74V73H91ZM110 74H112L111 72H110ZM116 74V73H115ZM124 74V73H123ZM194 74V73H193ZM18 75V74H17ZM16 75V76H17ZM21 75V74H20ZM34 75V74H33ZM90 75V74H89ZM97 75H99V76H102L101 74H97ZM97 75H94V78H95V76H97ZM105 75V74H104ZM104 75H103V77H104ZM152 75V74H151ZM188 75V74H187ZM198 75V74H197ZM203 75H201V76H203ZM206 75H207V73H206ZM209 75L210 76H212V77H210L209 76V78H214L213 77V75H211L210 73H209ZM92 76V75H91ZM130 76V75H129ZM153 76V75H152ZM193 76V75H192ZM218 76H220V75H218ZM19 77V76H18ZM88 77V76H87ZM102 77V78H103ZM106 77V76H105ZM104 77V78H105ZM110 76L108 75V77L107 78H109ZM207 77H208V75H207ZM221 77H222V75H221ZM227 77H226V79H227ZM27 78H29V77H27ZM34 78V77H33ZM36 78V77H35ZM83 78H85L84 76H83ZM102 78H101V80H102ZM113 78H114V76H113ZM112 78V79H113ZM117 77H115V79H116ZM201 78V77H200ZM25 79V78H24ZM110 79V78H109ZM108 79V80H109ZM118 79V78H117ZM117 79H116V81H117ZM148 79V78H147ZM172 79V78H171ZM178 79V78H177ZM196 79H197V76H196ZM208 79V78H207ZM218 79V78H217ZM14 80V81H13ZM27 80V79H26ZM119 80V79H118ZM126 80V79H125ZM130 80V79H129ZM132 80V79H131ZM149 80V79H148ZM152 80V79H151ZM157 80V79H156ZM194 80H195V78H194ZM223 80V79H222ZM31 82L30 81V79L29 80H27V82ZM87 81V80H86ZM153 81V80H152ZM172 81V80H171ZM198 81V80H197ZM203 81V82H202ZM210 81V80H209ZM216 81V80H215ZM226 81V80H225ZM17 82V81H16ZM24 82H26L25 80H24ZM26 82V83H27ZM85 82V81H84ZM207 82V81H206ZM217 82V81H216ZM219 82V81H218ZM35 83V82H34ZM83 83V82H82ZM116 83V82H115ZM114 83V84H115ZM118 83V85H119V81L117 82ZM150 83V82H149ZM148 83V84H149ZM191 83V82H190ZM198 83V82H197ZM220 83V82H219ZM38 84V85H39ZM86 84V83H85ZM123 84H125L124 82H123ZM123 84H122V86H123ZM127 84V83H126ZM193 84V83H192ZM192 84H191V86H192ZM216 84H218V83H216ZM37 85V86H38ZM87 85V84H86ZM120 85H121V79H120ZM131 85H132V83H131ZM150 85H151V83H150ZM152 85H154V84H152ZM183 85H185V84H183ZM219 85V84H218ZM82 87L84 86V84L83 85H81ZM88 86V85H87ZM92 86V85H91ZM104 86V85H103ZM165 86V85H164ZM171 86V85H170ZM216 86V85H215ZM35 87H36V85H35ZM108 87V86H107ZM121 87V86H120ZM133 87V86H132ZM135 87V86H134ZM146 87V86H145ZM149 87V86H148ZM151 87V86H150ZM154 87V86H153ZM181 87H182V85H181ZM198 87V86H197ZM197 87H195V88H197ZM218 87V86H217ZM33 88H34V86H33ZM37 88H39V87H37ZM81 88V87H80ZM80 88H78V89H80ZM90 88V87H89ZM122 88V87H121ZM120 88V89H121ZM155 88V87H154ZM77 89V88H76ZM84 89V88H83ZM82 89V90H83ZM124 89V90H123ZM122 90H123V92L125 93H129L130 91V87H129V89H128V87H124ZM133 89V88H132ZM149 89V88H148ZM151 89H152V87H151ZM166 89H167V87H166ZM191 89H193V88H191ZM200 89V88H199ZM218 89H220V88H218ZM222 89V88H221ZM221 89H220V91H221ZM100 90V89H99ZM155 89H153V91H154ZM157 90V89H156ZM178 90V89H177ZM186 90V89H185ZM41 91V90H40ZM66 91V92H67ZM73 91V90H72ZM80 91V90H79ZM94 91V90H93ZM160 91H162V90H160ZM167 91V90H166ZM192 91V90H191ZM36 92V91H35ZM34 92V93H35ZM87 92V91H86ZM98 92H100V91H98ZM103 92H105V91H103ZM108 92V91H107ZM143 92V91H142ZM150 92V91H149ZM181 92V91H180ZM190 92V91H189ZM193 92V91H192ZM225 92V94H227ZM36 93H39V92H36ZM43 93H42V95H43ZM81 93V92H80ZM84 93V92H83ZM90 93H91V91H90ZM132 93V92H131ZM137 93V92H136ZM155 93V92H154ZM154 93H150L149 94V98H147L145 95H147V94H145L144 95V97H143V101L146 103L147 101H154L155 100V94ZM161 93V92H160ZM25 94H27V93H25ZM44 94V95H45ZM63 94V93H62ZM65 94V93H64ZM87 94V93H86ZM89 94V93H88ZM93 94V93H92ZM104 94H106V92L104 93ZM130 94V93H129ZM133 94V93H132ZM131 94V95H132ZM158 94V93H157ZM195 94V93H194ZM28 95H30L29 93H28ZM69 95H71V94H69ZM77 95V94H76ZM90 95V94H89ZM101 95V94H100ZM103 95V94H102ZM120 95V94H119ZM131 95H129V96H131ZM155 95V96H154ZM159 95V94H158ZM168 96V94H165V96H164V94L163 95H161V98H162V96H164L165 98ZM200 95V94H199ZM39 96V95H38ZM47 96V95H46ZM91 97H92V95H90ZM128 96V95H127ZM139 96V95H138ZM189 96V95H188ZM24 97V96H23ZM96 98L98 97V95L97 96H95ZM94 97V98H95ZM105 97V96H104ZM110 97V96H109ZM109 97L107 98L108 100H107V102L106 101H103V102H106V104L104 105L105 107H108V109H109V111H112V113H114V114H116V116L114 117V118H116L117 117V119L118 118H120L121 119V122H120V124H122V125H120L121 126V130H122V132H124V133H126L127 135L129 134V135H133L134 136V125H133V122H132V116L130 117L129 116V114L127 113V111L129 112V110H130V108H129V105L127 104V103H124V101L123 102H121V101H118L117 99L115 100V99H109ZM112 97V96H111ZM137 97V96H136ZM159 97V96H158ZM158 97H156V98H158ZM181 97V96H180ZM185 97V96H184ZM29 98V97H28ZM53 98V97H52ZM54 98H56V97H54ZM58 98V97H57ZM85 98H87V97H85ZM101 98V97H100ZM100 98H98V99H100ZM103 98V97H102ZM161 98H159V99H157V100H160ZM164 98V99H165ZM175 98V97H174ZM195 98V97H194ZM200 98V97H199ZM206 98V97H205ZM210 98V99H211ZM163 99V98H162ZM163 99V100H164ZM22 100V99H21ZM81 100V99H80ZM90 100V99H89ZM88 100V101H89ZM106 100V99H105ZM123 100V99H122ZM156 100V101H157ZM185 100V99H184ZM195 100V99H194ZM201 100V99H200ZM203 100V102H201V101H197L196 102V100H195V102H196V105L194 104V107L193 108H190L189 110V114H188V120H189V122L192 124V126H193V128L194 129H196V130H200V129H202V128H204V125H205V123L207 122V117L209 116V114H211V113H209L208 111H206L205 110V107H206V105L207 104H209V102L210 101H206V99H202ZM211 100V101H212ZM24 101V100H23ZM76 101V100H75ZM74 101V102H75ZM99 100H97V102H98ZM168 101H170V99H168ZM173 101H174V99H173ZM45 102V101H44ZM162 102V101H161ZM161 102H160V104H161ZM164 102H165V100H164ZM180 102V101H179ZM100 103V102H99ZM148 103V102H147ZM153 103V102H152ZM157 103V102H156ZM176 103V102H175ZM186 103V102H185ZM212 103V102H211ZM23 105L25 104V103H22ZM94 104V103H93ZM97 104V103H96ZM154 104V103H153ZM159 104V105H160ZM167 104V103H166ZM187 104V103H186ZM30 104H28L27 106H29ZM66 105H67V103H66ZM101 105V104H100ZM138 105V106H137ZM137 105H135V106H137V107H141V106H139V102H138V104ZM144 105V104H143ZM147 105V104H146ZM152 105V104H151ZM180 105V104H179ZM210 105V104H209ZM32 106V105H31ZM30 106V107H31ZM98 106V105H97ZM103 106V105H102ZM148 106V105H147ZM154 106V105H153ZM163 106H165V105H163ZM190 106V105H189ZM208 106V105H207ZM41 107V106H40ZM66 107V106H65ZM64 107V108H65ZM132 107V106H131ZM145 107V106H144ZM143 106L141 107V108H144ZM151 107V106H150ZM149 106H148V108H150ZM172 107V106H171ZM191 107V106H190ZM104 108V107H103ZM147 108V107H146ZM157 108H158V106H157ZM160 108L161 107H159L158 108V110H160ZM166 108V107H165ZM185 108V107H184ZM26 109V108H25ZM35 109V108H34ZM84 109V108H83ZM95 109V108H94ZM94 109H92V111L94 110ZM100 109V108H99ZM107 109V108H106ZM107 109V110H108ZM136 109V108H135ZM134 109V110H135ZM138 109V108H137ZM161 109H163V108H161ZM180 109V108H179ZM209 108H207V110H208ZM31 110H32V108H31ZM66 110V109H65ZM90 112H91V110L90 109H88ZM101 110V109H100ZM132 110V109H131ZM133 110V111H134ZM186 110V109H185ZM210 110V109H209ZM33 111V110H32ZM80 111H82V109H80ZM108 111V112H109ZM139 111V110H138ZM138 111H137V113H138ZM176 111H178V110H176ZM35 112V111H34ZM37 112V111H36ZM38 112H40V111H38ZM56 112H57V114H61V116L63 117L62 119H63V121H64V123L65 124H67L69 127H67L68 128V131H69V129H70V131H73L74 132V136H75V133H76V135H78L77 137L78 138H81V137H83V135L85 136V134H84V132L82 131V129H84V131H85V126L87 125L88 126V123L90 122V120H89V122H88V120H86V119H83V124H81V125H79L78 123V125L77 124H75L74 123V121L72 122V120H74V116H73V119L72 120H70V119H68L67 117H65V115L63 116V114H65V112L63 113V111L61 110V109H56ZM76 112H79V111H77L76 110ZM76 112H73V113H76ZM135 112H136V110H135ZM184 112V111H183ZM31 113V112H30ZM29 113V114H30ZM33 113V112H32ZM41 113V112H40ZM63 113V114H62ZM68 113V112H67ZM66 113V114H67ZM72 113V114H73ZM85 112H83V114H84ZM88 113V112H87ZM94 113V112H93ZM97 113V112H96ZM103 113V112H102ZM105 114L107 113V112H104ZM130 113V112H129ZM165 113V112H164ZM227 113V112H226ZM35 114V113H34ZM71 113L69 112V116H71L70 115ZM79 114V113H78ZM114 114H112V115H114ZM131 114V113H130ZM157 114V113H156ZM166 114V113H165ZM215 114V113H214ZM213 114V115H214ZM219 114V113H218ZM38 115V114H37ZM55 116H56V114H54ZM68 115V114H67ZM84 115H86V114H84ZM99 115H100V118H101V113H99ZM109 115V114H108ZM138 115H139V113H138ZM162 115V114H161ZM164 115V114H163ZM185 115V114H184ZM220 115V114H219ZM36 116V115H35ZM77 116H79V115H77ZM87 116V115H86ZM103 116H105V115H103ZM110 116V115H109ZM148 116V115H147ZM159 116V115H158ZM223 116V115H222ZM37 117V116H36ZM42 117V116H41ZM81 118H83L82 116H80ZM85 117V116H84ZM91 117V116H90ZM92 117H94V116H92ZM169 117V116H168ZM38 118V117H37ZM57 118V117H56ZM77 118V117H76ZM80 118V119H81ZM88 118H89V116H88ZM99 118V117H98ZM99 118V119H100ZM113 118V117H112ZM186 118V117H185ZM213 118V117H212ZM95 119V118H94ZM94 119H93V121H92V119H91V121H92V124L93 123H95V124H98V125H101L100 124V120L98 121L97 120V122H94ZM170 119V118H169ZM168 119V120H169ZM183 119V118H182ZM34 121H35V118L33 119ZM43 120V119H42ZM61 120V119H60ZM102 120H104V119H102ZM166 120V119H165ZM179 120V119H178ZM45 121V120H44ZM43 121V122H44ZM49 121H51V120H49ZM62 121V120H61ZM63 121H62V123H63ZM77 121V120H76ZM82 121V120H81ZM113 121H114V119H113ZM112 121V122H113ZM118 122H119V120H117ZM117 121H115V122H117ZM170 121V120H169ZM77 122H79V121H77ZM102 122H105V121H102ZM106 122H108V119H107V121ZM115 122H113V126H114V123ZM117 122V123H118ZM174 122H175V120H174ZM181 122H183V121H181ZM211 122V121H210ZM46 123H47V120H46ZM80 123V122H79ZM91 123V122H90ZM116 123V124H117ZM170 123V122H169ZM209 123V122H208ZM48 124V123H47ZM163 124V123H162ZM174 124V123H173ZM181 124V123H180ZM103 125V124H102ZM104 125H106V123H104ZM118 125V124H117ZM118 125V128H120V126ZM160 125V124H159ZM182 125H184V124H182ZM189 125V124H188ZM211 125V124H210ZM44 126V125H43ZM86 126V127H87ZM96 126V125H95ZM111 126V125H110ZM92 127H94V126H92ZM91 127V128H92ZM100 127V126H99ZM102 127V126H101ZM99 128V129H102V128ZM106 126H104V128H105ZM108 127V126H107ZM106 127V128H107ZM186 127V126H185ZM206 127V126H205ZM88 128H89V126H88ZM90 128V129H91ZM114 128H116V127H114ZM117 128V130L119 131V129ZM146 128V127H145ZM174 129H175V126L173 127ZM77 129V130H76ZM87 129V128H86ZM96 129H97V127H96ZM96 129H95V131H96ZM113 129V128H112ZM151 129V128H150ZM92 130V129H91ZM98 130V129H97ZM106 130V129H105ZM147 130V129H146ZM205 130V129H204ZM208 130V129H207ZM11 131V129H9V132ZM45 131H46V129H45ZM67 131V130H66ZM86 131H88V129L86 130ZM94 131V132H95ZM100 132V134H102L101 133V130H99ZM112 131V130H111ZM176 131V130H175ZM191 131V130H190ZM73 132H71V133H73ZM178 132V131H177ZM206 132V131H205ZM98 133V132H97ZM106 133V132H105ZM118 133V132H117ZM117 133L116 132H114V133H111V132H109V133H107V135L110 137L109 139H113L114 140V142L116 141V139L118 138V137H120V135L118 136L117 135ZM152 133V132H151ZM164 133V132H163ZM170 133H172V132H170ZM51 134V133H50ZM55 134H57L56 132H55ZM54 134V135H55ZM60 134V133H59ZM62 134V133H61ZM66 134V133H65ZM67 134H68V132H67ZM87 134V133H86ZM120 134H122V133H120ZM177 134V133H176ZM199 134H200V131H199ZM15 135H16V133H15ZM52 135V134H51ZM64 135V134H63ZM62 135V136H63ZM72 135V136H73ZM105 135V134H104ZM106 135V136H107ZM126 135V136H127ZM128 135V136H129ZM19 136H20V134H19ZM22 136H21V138H22ZM47 136V135H46ZM57 136H59L58 134H57ZM56 136V137H57ZM64 136H66V135H64ZM63 136V138H65ZM67 136H71V135H67ZM92 136V135H91ZM90 136V137H91ZM102 136V135H101ZM105 136V137H106ZM122 136V135H121ZM146 136V135H145ZM49 136H47L46 138H48ZM96 137V136H95ZM125 137V136H124ZM225 137V136H224ZM16 138V137H15ZM52 138V137H51ZM51 138H49V140L50 141H52L51 140ZM62 138V137H61ZM76 138V137H75ZM97 138V137H96ZM102 138V137H101ZM126 138V137H125ZM227 138V137H226ZM225 138V139H226ZM41 139V138H40ZM87 139H88V137H87ZM93 139H94V137H93ZM102 139H104V136H103V138ZM121 139V138H120ZM129 139H131V138H129ZM132 139H134L133 137H132ZM20 140V139H19ZM37 140H39V138L37 139ZM46 140V139H45ZM49 140L47 141L49 144L50 143H52V142H49ZM56 140V139H55ZM53 141V142H56V141ZM58 141L60 140V138L59 139H57ZM65 140V139H64ZM80 140V139H79ZM83 140H84V137H83ZM97 140V139H96ZM112 140V141H113ZM118 140V139H117ZM42 141H43V139H42ZM42 141L40 140V142L42 143ZM61 141V140H60ZM90 141V140H89ZM118 141H120V140H118ZM181 141V140H180ZM188 141V140H187ZM234 141V140H233ZM39 142V141H38ZM63 142V141H62ZM80 142V141H79ZM86 142V141H85ZM96 142V141H95ZM113 142V143H114ZM120 142H122V140L120 141ZM144 142V141H143ZM23 143V142H22ZM28 143V142H27ZM26 143V144H27ZM46 143V142H45ZM64 143V142H63ZM89 143V142H88ZM94 143V142H93ZM109 143V142H108ZM113 143H112V145H113ZM123 143V142H122ZM121 143V144H122ZM126 143V142H125ZM150 143V142H149ZM1 144V143H0ZM29 144V143H28ZM66 144V143H65ZM117 144V143H116ZM133 144V143H132ZM197 144V143H196ZM195 144V145H196ZM3 145V144H2ZM5 145V144H4ZM20 145V144H19ZM23 145V144H22ZM30 145V144H29ZM47 145V144H46ZM50 145H53V144H50ZM56 145V144H55ZM60 145L61 144H59V147H60ZM73 145V144H72ZM120 145V144H119ZM191 145V144H190ZM199 145V144H198ZM6 146H4V147H6ZM32 146V145H31ZM43 146V145H42ZM62 146V145H61ZM117 146H118V144H117ZM122 146V145H121ZM130 147H128V146H126L125 144H124V146H122V150H124L122 153H126L127 155H129L128 157H131L132 159H136L137 158V156L139 157V155H137V152H135L134 151V149L132 150V146L131 145H129ZM23 147V146H22ZM28 147V146H27ZM48 147V146H47ZM50 147V146H49ZM54 148V147H53ZM57 148V147H56ZM136 148V147H135ZM35 149V148H34ZM44 149V148H43ZM55 149V148H54ZM68 149V148H67ZM121 149H119V150H121ZM3 150V149H2ZM1 150V151H2ZM29 150H31V149H29ZM57 150V149H56ZM59 150V149H58ZM140 150V149H139ZM144 150H146V149H144ZM195 152L197 151V150H195V149H193ZM192 150V151H193ZM207 150V149H206ZM235 150V149H234ZM7 151V150H6ZM6 151H4V152H6ZM45 151H46V148H45ZM47 151H51V147H50V150H47ZM46 151V152H47ZM62 151V150H61ZM72 151V150H71ZM149 151V150H148ZM208 151V150H207ZM28 152V151H27ZM31 152V151H30ZM45 152V153H46ZM58 152V151H57ZM113 152V151H112ZM141 152V151H140ZM145 152V151H144ZM151 152V151H150ZM153 152V151H152ZM251 152V153H250ZM49 153V152H48ZM68 153V152H67ZM142 153V152H141ZM154 153V152H153ZM244 153H242V154H244ZM253 153V154H254ZM0 154H2V152L0 153ZM27 154V153H26ZM30 154V153H29ZM51 154H52V152H51ZM64 154H65V151H64ZM143 154V153H142ZM141 154V155H142ZM156 154V153H155ZM195 154V153H194ZM244 154V155H245ZM258 154V156H256L255 157V159L253 158L254 157V155H256V154H254L253 156H252V160L254 159V162H255V160H257V159H259L258 157L260 156ZM3 155V154H2ZM59 155V154H58ZM121 155V154H120ZM137 155V156H136ZM141 155H140V157H141ZM199 155V154H198ZM6 156V155H5ZM7 156H9V154H7ZM33 156V155H32ZM61 155H59V157H60ZM65 156H67L66 154H65ZM80 156V155H79ZM246 156V157H247ZM262 156H261V160H260V163H259V160H257L256 162H258V163H256V166L257 165H263L261 162H264V160H263V158H262ZM3 157V156H2ZM12 157V156H11ZM45 157V156H44ZM81 157V156H80ZM139 157V158H140ZM148 157V156H147ZM152 157V156H151ZM190 157V156H189ZM246 157H244L243 156V158H246ZM34 158V157H33ZM62 158H63V156H62ZM67 157H65V159L63 158V160H65V162H66V160H68L69 161V159H66ZM76 158V157H75ZM114 158V157H113ZM257 158V159H256ZM13 159H14V157H13ZM25 159H27V157L25 158ZM29 159V158H28ZM28 159H27V165H28V163H30V162H28ZM49 159V158H48ZM50 159H51V164H53L52 162H57L58 160H57V158H56V156H55V159L54 158H52V156L50 157ZM49 159V160H50ZM84 159V158H83ZM115 159H117V157L115 158ZM142 159H144V158H142ZM190 159V158H189ZM211 159V158H210ZM246 159H248V161H249V159H251L250 158V155H249V158L247 157ZM1 161H2V159H0ZM3 160H5V158L3 157ZM9 160V158H7V161L6 162H9L8 161ZM17 160V159H16ZM30 160V159H29ZM38 160V159H37ZM53 160H57V161H53ZM60 160V159H59ZM62 160V161H63ZM88 160V159H87ZM139 160V159H138ZM157 160V159H156ZM198 160V159H197ZM196 160V161H197ZM244 160V164H245V159H243ZM242 160V161H243ZM23 161H24V159H23ZM92 161V160H91ZM117 161V160H116ZM119 161V160H118ZM136 161V160H135ZM141 161V160H140ZM153 161H154V159H153ZM185 161V160H184ZM247 161V160H246ZM251 161V160H250ZM250 161H249V163H250ZM25 162V161H24ZM79 162V161H78ZM122 162V161H121ZM253 162V161H252ZM3 163V164H2ZM5 162L3 161V162H0V165L1 166H3V165H5V167H7L6 166V164H4ZM10 163H12L11 161H10ZM50 163V162H49ZM55 163H54V165H55ZM62 163V162H61ZM61 163H59V166H56V167H60V165H61ZM63 163H64V161H63ZM67 163V162H66ZM64 164V165H66L67 166V164ZM120 163V162H119ZM134 163V162H133ZM140 163V162H139ZM142 163V162H141ZM140 163V164H141ZM184 163V162H183ZM203 163V162H202ZM209 163V162H208ZM242 163V162H241ZM13 164H16V162L15 161H13ZM20 164V166H21V163H19ZM19 164H17V166L19 165ZM71 164H73V162L71 163ZM75 164V163H74ZM117 164V163H116ZM185 164V163H184ZM247 164V163H246ZM7 165H8V163H7ZM30 165V164H29ZM48 165H50V164H48ZM53 165V166H54ZM56 165H57V163H56ZM68 165H69V163H68ZM85 165V164H84ZM115 165V164H114ZM118 165V164H117ZM139 165V164H138ZM141 165H143V164H141ZM250 165V164H249ZM249 165H248V167H249ZM255 165V164H254ZM11 166V165H10ZM9 166V167H10ZM31 166V165H30ZM34 166V165H33ZM47 166V165H46ZM52 166V167H53ZM62 166V165H61ZM69 166H71V165H69ZM72 166H75V165H72ZM135 166V165H134ZM185 166V165H184ZM187 166V165H186ZM191 166V165H190ZM252 166H253V164H252ZM4 167V166H3ZM28 167V166H27ZM44 167V166H43ZM76 167V166H75ZM139 167V166H138ZM142 167V166H141ZM161 167V166H160ZM182 167V166H181ZM248 167H245V168H248ZM16 168H18V167H16ZM26 168V167H25ZM25 168H24V170H25ZM50 168H51V165H50ZM55 168V167H54ZM73 168V167H72ZM70 168L71 170H73V169H75V168ZM101 168V167H100ZM116 168V167H115ZM146 168V167H145ZM195 168V167H194ZM201 168V167H200ZM257 168L258 169H260L258 166H257ZM262 168H264V165L263 166H261V169ZM2 169V168H1ZM28 169V168H27ZM53 169V168H52ZM57 169V168H56ZM58 169H62V168H58ZM67 169H69V168H67ZM66 169V170H67ZM78 169V168H77ZM139 169V168H138ZM148 169V168H147ZM155 169V168H154ZM196 169H198V168H196ZM251 169H253V167L251 168ZM256 169V168H255ZM23 170V171H24ZM42 170V169H41ZM148 170H150V169H148ZM193 170V169H192ZM199 170V169H198ZM197 170V171H198ZM245 170V169H244ZM249 170V169H248ZM1 171V170H0ZM6 171V170H5ZM8 171H9V168H8ZM21 171V170H20ZM20 171H19V173H20ZM27 171V170H26ZM31 171H32V169H31ZM104 171V170H103ZM118 171V170H117ZM140 171H144V170H141L140 169ZM139 171V172H140ZM159 171H161V170H159ZM196 171V170H195ZM13 172V171H12ZM15 172V171H14ZM27 172H29V171H27ZM68 172H70V171H68ZM68 172H65L66 174L68 173ZM74 172H76V171H74ZM128 172V171H127ZM138 172V171H137ZM136 172V173H137ZM145 172V171H144ZM155 172H157V171H155ZM194 172V171H193ZM249 172H250V170H249ZM249 172H247L248 174H249ZM261 171H259V173H260ZM7 173V172H6ZM9 173V172H8ZM23 173V172H22ZM31 173V172H30ZM33 173V172H32ZM48 173V172H47ZM57 173V172H56ZM64 173V172H63ZM72 173V172H71ZM70 173V174H71ZM111 173V172H110ZM159 173V172H158ZM191 173V172H190ZM189 173V174H190ZM197 173V172H196ZM256 173V172H255ZM3 174V173H2ZM27 174V173H26ZM46 174V173H45ZM142 173H139V175H141ZM162 174V173H161ZM193 174V173H192ZM246 174V173H245ZM8 175H11V174H8ZM17 175H19V176H21V174H17ZM27 175H29V174H27ZM26 175V176H27ZM48 175V174H47ZM68 175H69V173H68ZM76 175V174H75ZM74 175V178H77L76 176ZM78 175V174H77ZM86 175H88V174H86ZM262 175V174H261ZM5 176V175H4ZM14 176H16V175H14ZM24 176V175H23ZM23 176H21V177H23ZM71 176H73V173H72V175ZM79 177H81L80 175H78ZM85 176V175H84ZM100 176V175H99ZM133 176V175H132ZM163 176V175H162ZM192 176V175H191ZM258 176H260L259 174H258ZM257 176V177H258ZM21 177L19 178V179H21ZM28 177V176H27ZM35 177V176H34ZM33 177V178H34ZM78 177V178H79ZM87 177V176H86ZM89 177V176H88ZM88 177H87V179H88ZM109 177V176H108ZM11 179V177H9L8 176V179ZM16 178V177H15ZM14 178V179H15ZM117 178V177H116ZM128 178V177H127ZM144 178V177H143ZM245 178H246V176H245ZM6 180H7V178H5ZM5 179H4V181H5ZM14 179H12V180H14ZM17 179V178H16ZM31 179V178H30ZM35 179H36V177H35ZM38 179V178H37ZM36 179V180H37ZM46 179V178H45ZM80 179V178H79ZM102 179V178H101ZM109 179H111V178H109ZM140 179V178H139ZM158 179V178H157ZM259 179V178H258ZM261 179V178H260ZM259 179V180H260ZM2 180V179H1ZM1 180H0V198H1V200H4V202H3V204L6 202L7 204L9 203V202H11V200L13 199L14 200V198H17L16 196H18V198L19 197H21V199L20 200H23V198H22V195L25 197V195H27V196H30V195H28V193L29 192H26L27 194H25L24 192H21V186H20V190H19V188L17 189L16 188V186H15V188H14V190H12V192H10V191H6V189H5V184H4V186H3V183H1ZM23 180H25V178L23 179ZM22 180V181H23ZM29 180V179H28ZM27 180V181H28ZM36 180H34L35 182H37V184H38V181H36ZM50 180V179H49ZM103 180V179H102ZM104 180H105V178H104ZM107 180V179H106ZM254 180H255V178H254ZM257 180V179H256ZM263 180V179H262ZM3 181V180H2ZM19 180H17L16 181V183L18 182ZM31 181H32V179H31ZM30 181V182H31ZM45 181V180H44ZM111 181V180H110ZM141 181V180H140ZM159 181V180H158ZM7 182V181H6ZM8 182H10L9 180H8ZM7 182V183H8ZM12 182V181H11ZM33 182V181H32ZM34 182V183H35ZM91 182H92V180H91ZM106 182V181H105ZM129 182V181H128ZM259 182V181H258ZM21 183V182H20ZM19 183V185H21ZM27 183V182H26ZM29 183V182H28ZM107 183V182H106ZM116 183V182H115ZM10 184H12V183H10ZM15 184V183H14ZM23 184V183H22ZM25 184V183H24ZM37 184H31V185H37ZM77 184V183H76ZM126 184V183H125ZM155 184V183H154ZM28 185V184H27ZM117 185V184H116ZM17 186H18V183H17ZM88 186V185H87ZM103 186V185H102ZM127 186V185H126ZM156 186V185H155ZM154 186V187H155ZM8 188V190L11 188V186L9 187V185L7 186ZM25 188H26V186H24ZM31 187V186H30ZM71 187H73L72 185H71ZM94 187V186H93ZM149 188V187H148ZM12 189V188H11ZM24 189V188H23ZM56 189V188H55ZM85 189V188H84ZM119 189V188H118ZM122 189V188H121ZM153 189V188H152ZM28 190V189H27ZM115 190V189H114ZM147 190V189H146ZM30 191V190H29ZM32 191V190H31ZM98 191V190H97ZM116 191V190H115ZM118 191V190H117ZM154 191V190H153ZM33 192V191H32ZM56 192V191H55ZM137 192V191H136ZM143 192V191H142ZM150 192V191H149ZM157 192V191H156ZM31 193V192H30ZM29 193V194H30ZM87 193V192H86ZM65 194V193H64ZM68 194V193H67ZM109 194V193H108ZM112 194V193H111ZM62 195V194H61ZM87 195V194H86ZM143 195V194H142ZM161 195V194H160ZM36 196V195H35ZM53 196V195H52ZM69 196V195H68ZM89 196V195H88ZM103 196V195H102ZM116 196V195H115ZM127 196V195H126ZM149 196V195H148ZM155 196V195H154ZM83 197V196H82ZM26 198H28V197H26ZM30 198V197H29ZM34 198V197H33ZM32 198V199H33ZM50 198V197H49ZM64 198V197H63ZM69 198V197H68ZM106 198V197H105ZM155 198V197H154ZM156 198H157V196H156ZM142 199V198H141ZM13 200H12V202H13ZM25 200V199H24ZM31 200V199H30ZM134 200V199H133ZM155 200V199H154ZM164 200V199H163ZM7 201H9V202H7ZM2 202V201H1ZM50 202V201H49ZM59 202V201H58ZM61 202V201H60ZM60 202H59V204H60ZM64 202H66V201H64ZM63 202V203H64ZM81 202V201H80ZM131 202V201H130ZM129 202V203H130ZM5 203V204H6ZM67 203V202H66ZM85 203V202H84ZM17 204V202H16V200H15V205ZM69 204V203H68ZM132 204V203H131ZM2 205V204H1ZM10 205V203L7 205V206H9ZM13 205V204H12ZM11 205V206H12ZM70 206H71V204H69ZM79 205V204H78ZM101 205H102V203H101ZM106 205V204H105ZM213 205V204H212ZM6 206V207H7ZM23 206V205H22ZM37 206V205H36ZM63 206H64V204H63ZM81 206V205H80ZM133 206V205H132ZM12 207H14V205L12 206ZM20 207V206H19ZM31 207V206H30ZM66 207H68V206H66ZM74 207H75V205H74ZM138 207V206H137ZM18 208V207H17ZM52 208V207H51ZM133 208V207H132ZM10 209V208H9ZM30 209V208H29ZM127 209V208H126ZM135 209H138V208H135ZM12 209H10V211H11ZM40 210H41V208H40ZM43 210V209H42ZM45 210V209H44ZM53 210V209H52ZM88 210V209H87ZM99 210V209H98ZM102 210H103V208H102ZM144 210V209H143ZM9 210H8V208L7 209H4V208H2L1 206H0V215L2 216H4L5 214H7V215H5V217L6 216H8V214H9V212H10ZM127 211H129V209L127 210ZM4 212V213H3ZM13 212H14V210H13ZM12 212V213H13ZM82 212H84V211H82ZM99 212V211H98ZM138 212H139V210H138ZM145 212V211H144ZM36 213H37V211H36ZM68 213H69V211H68ZM101 213V212H100ZM128 213V212H127ZM136 213V212H135ZM135 213H134V215H135ZM141 213V212H140ZM201 213V212H200ZM23 214V213H22ZM37 214H39V213H37ZM53 214V213H52ZM84 214V213H83ZM99 214V213H98ZM138 214V213H137ZM61 215V214H60ZM63 215V214H62ZM114 215H115V213H114ZM130 215V214H129ZM9 216H10V214H9ZM13 216V215H12ZM31 216V215H30ZM39 216V215H38ZM51 216V215H50ZM77 216V215H76ZM98 216H100V215H98ZM126 216V215H125ZM132 216V215H131ZM32 217V216H31ZM54 217V216H53ZM106 217V216H105ZM111 217V216H110ZM134 217H136V216H134ZM262 217V216H261ZM12 218V217H11ZM60 218V217H59ZM73 218V217H72ZM100 218V217H99ZM99 218H98V220H99ZM124 218V217H123ZM6 219H7V217H6ZM13 219V218H12ZM32 219V218H31ZM36 219V218H35ZM62 219H63V217H62ZM101 219V218H100ZM112 219H113V217H112ZM125 219V218H124ZM123 219V220H124ZM127 219V218H126ZM143 219V218H142ZM80 220V219H79ZM128 220V219H127ZM126 220V221H127ZM129 220H131V219H129ZM134 220V219H133ZM132 220V221H133ZM219 220V219H218ZM12 221V220H11ZM25 221H28V219H25ZM57 221V220H56ZM55 221V222H56ZM115 221V220H114ZM6 222V221H5ZM13 222V221H12ZM33 221L32 220H30V223H31V225H33V223H32ZM53 222V221H52ZM80 222V221H79ZM136 222V221H135ZM3 222H2V220H1V218H0V227L3 225L2 224ZM119 223V222H118ZM138 223V222H137ZM139 223H141V221L139 222ZM143 223V222H142ZM147 223V222H146ZM2 224V225H1ZM6 224H8V221H7V223ZM56 224H57V222H56ZM60 224V223H59ZM90 224V223H89ZM126 224V223H125ZM184 224V223H183ZM256 224V223H255ZM10 225V224H9ZM30 225V224H29ZM41 225V224H40ZM110 225V224H109ZM117 225V224H116ZM123 225V224H122ZM143 225H145V223H143ZM13 226H14V224H13ZM82 226V225H81ZM126 226V225H125ZM124 226V227H125ZM167 226V225H166ZM180 226V225H179ZM3 227V226H2ZM4 227H7V226H5L4 225ZM93 227H95V226H93ZM114 227V226H113ZM119 227V226H118ZM127 227V226H126ZM145 227V226H144ZM69 228V227H68ZM84 228V227H83ZM98 228V227H97ZM117 228V227H116ZM115 228V229H116ZM133 228V227H132ZM140 228H141V226H140ZM147 228V227H146ZM92 229V228H91ZM110 229V228H109ZM128 229V228H127ZM1 230V229H0ZM63 230V229H62ZM120 230V229H119ZM133 230V229H132ZM148 230V229H147ZM34 231H36V230H34ZM74 231V230H73ZM85 231V230H84ZM87 231H88V228H87ZM93 231V230H92ZM117 231V230H116ZM142 231H143V229H142ZM141 232V231H140ZM146 232V231H145ZM36 233V232H35ZM125 233V232H124ZM152 233H154V231H152ZM42 234V233H41ZM132 234H134V233H132ZM131 234V235H132ZM139 234V233H138ZM141 234H142V232H141ZM140 234V235H141ZM12 235V234H11ZM21 235V234H20ZM19 235V236H20ZM92 235V234H91ZM101 235V234H100ZM104 235V234H103ZM139 235V236H140ZM146 235V234H145ZM41 236V235H40ZM102 236V235H101ZM100 236V237H101ZM116 236V235H115ZM121 236V235H120ZM136 236V235H135ZM143 236V235H142ZM148 236V235H147ZM7 237V236H6ZM67 237V236H66ZM80 237V236H79ZM112 237V236H111ZM124 237H125V235H124ZM128 237H130V236H128ZM145 237V236H144ZM19 238L20 237H18V240H19ZM35 238V237H34ZM102 238V237H101ZM138 238H140L141 239V236L140 237H138ZM43 239V238H42ZM41 239V240H42ZM52 239V238H51ZM54 239V238H53ZM91 239H93V238H91ZM121 239V238H120ZM192 239V238H191ZM36 240V239H35ZM86 240V239H85ZM98 240V239H97ZM118 240V239H117ZM22 241V240H21ZM24 241V240H23ZM28 241H29V239H28ZM48 241V240H47ZM57 241V240H56ZM61 241V240H60ZM66 241V240H65ZM92 241V240H91ZM123 241V240H122ZM124 241H126V240H124ZM135 241H139V240H135ZM134 241V242H135ZM142 241V240H141ZM141 241H139V242H141ZM18 242V241H17ZM188 242V241H187ZM54 243V242H53ZM61 243V242H60ZM59 243V244H60ZM69 243V242H68ZM100 243V242H99ZM106 243V242H105ZM122 243V242H121ZM12 244H14V243H12ZM19 244H20V242H19ZM39 244V243H38ZM44 244V243H43ZM47 244V243H46ZM57 244V243H56ZM58 244V245H59ZM94 244V243H93ZM109 244V243H108ZM107 244V245H108ZM143 244V243H142ZM45 245V244H44ZM49 245V244H48ZM70 245H71V243H70ZM73 245V244H72ZM130 245V244H129ZM138 245V244H137ZM9 246V245H8ZM12 246V245H11ZM23 246V245H22ZM40 246V245H39ZM101 246V245H100ZM127 246V245H126ZM132 246V245H131ZM130 246V248H132ZM10 247V246H9ZM31 247V246H30ZM33 247H34V245H33ZM54 247V246H53ZM63 247V246H62ZM72 247V246H71ZM74 247V246H73ZM75 247H76V244H75ZM84 247V246H83ZM108 247V246H107ZM134 247V246H133ZM136 247V246H135ZM138 247H139V245H138ZM174 247V246H173ZM188 247V246H187ZM8 248V247H7ZM28 248V247H27ZM121 248H123V246L121 247ZM128 248V247H127ZM142 248V247H141ZM26 249V248H25ZM74 249V248H73ZM89 249V248H88ZM87 249V250H88ZM106 249V248H105ZM134 249V248H133ZM189 249V248H188ZM187 249V250H188ZM41 250V249H40ZM50 250V249H49ZM63 250H65V249H63ZM62 250V251H63ZM82 250V249H81ZM100 250H101V248H100ZM119 250V249H118ZM117 250V251H118ZM128 250V249H127ZM139 250V249H138ZM47 251V250H46ZM66 251H68V250H66ZM103 251L104 250H102V252H100V251H98L99 253H102L103 254ZM158 251V250H157ZM183 251V250H182ZM188 251H192V249L190 248V250H188ZM1 252V251H0ZM19 252V251H18ZM24 252V251H23ZM41 252V251H40ZM57 252H58V249H57ZM69 252V251H68ZM74 252H75V250H74ZM73 252V253H74ZM76 252H78L77 250H76ZM80 252V251H79ZM96 252V251H95ZM105 252V251H104ZM123 252H124V250H123ZM123 252H121V253H123ZM128 252V251H127ZM28 252L26 251V254H27ZM52 253V252H51ZM72 253V252H71ZM86 253V252H85ZM111 253V252H110ZM114 253H115V251H114ZM117 253V252H116ZM133 253V252H132ZM136 253V252H135ZM193 252H191V254H192ZM8 254V253H7ZM16 254V253H15ZM19 254V253H18ZM25 254V255H26ZM58 255H59V253H57ZM61 254V253H60ZM74 254H76V253H74ZM73 254V255H74ZM81 254H83V252L81 253ZM96 254V253H95ZM118 254V253H117ZM185 254V253H184ZM189 254H190V252H189ZM9 255V254H8ZM7 255V256H8ZM22 255V254H21ZM32 255V254H31ZM63 255V254H62ZM91 255V254H90ZM98 255V254H97ZM114 255V254H113ZM119 255V254H118ZM146 255V254H145ZM10 256V255H9ZM24 256V255H23ZM22 256V257H23ZM28 256V255H27ZM27 256H26V258H27ZM32 256H34V255H32ZM72 256V255H71ZM82 256V255H81ZM80 255H79V257H81ZM89 256V255H88ZM110 256V255H109ZM189 256V255H188ZM192 256H193V254H192ZM4 258H5V256H3ZM30 257V256H29ZM60 257V256H59ZM65 257V256H64ZM70 257V256H69ZM95 257V256H94ZM97 257H99V256H97ZM185 257V256H184ZM194 257V256H193ZM18 258V257H17ZM83 258H85V257H83ZM219 258V257H218ZM22 259V258H21ZM28 259V258H27ZM41 259H42V257H41ZM40 259V260H41ZM50 259V258H49ZM52 259V258H51ZM67 259V258H66ZM72 259V258H71ZM75 259V258H74ZM108 259V258H107ZM111 260H112V258H110ZM115 259V258H114ZM119 259V258H118ZM121 259V258H120ZM129 259V258H128ZM127 259V260H128ZM19 260V259H18ZM45 260H46V258H45ZM53 260V259H52ZM58 260V259H57ZM79 260V259H78ZM86 260V259H85ZM90 260H92V259H90ZM105 260V259H104ZM124 260H126V259H124ZM126 260V261H127ZM136 260V259H135ZM137 260H138V258H137ZM147 260V259H146ZM1 261V260H0ZM23 261H24V259H23ZM54 261V260H53ZM74 261V260H73ZM118 261V260H117ZM121 261V260H120ZM130 261V260H129ZM140 261V260H139ZM47 262V261H46ZM60 262V261H59ZM87 262H89V261H87ZM95 262V261H94ZM107 262V261H106ZM110 262V261H109ZM114 262H115V260H114ZM128 262V261H127ZM134 262V261H133ZM136 262V261H135ZM2 263V262H1ZM54 263V262H53ZM74 263V262H73ZM93 263V262H92ZM96 263H99V262H96ZM113 263V262H112ZM6 264V263H5ZM30 264V263H29ZM47 264V263H46ZM65 264H66V262H65ZM103 264H105V262L103 263ZM110 264V263H109ZM139 264V263H138Z\"/></svg>","mask_w":264,"mask_h":264}]
</instances>
